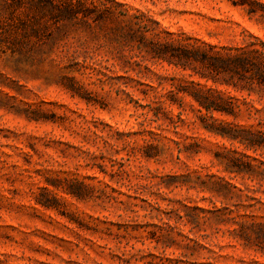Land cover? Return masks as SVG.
<instances>
[{
	"label": "rangeland",
	"instance_id": "rangeland-1",
	"mask_svg": "<svg viewBox=\"0 0 264 264\" xmlns=\"http://www.w3.org/2000/svg\"><path fill=\"white\" fill-rule=\"evenodd\" d=\"M83 1L115 14L51 23L48 39L13 47L0 0V264H264L228 230L264 221V175L217 161L264 169V147L207 131L188 94L238 103L235 117L202 110L216 129L264 131V86L234 88L151 49L264 53V0ZM219 176L235 187H205ZM73 180L79 198L62 189ZM51 195L55 207L39 202Z\"/></svg>",
	"mask_w": 264,
	"mask_h": 264
},
{
	"label": "trees",
	"instance_id": "trees-1",
	"mask_svg": "<svg viewBox=\"0 0 264 264\" xmlns=\"http://www.w3.org/2000/svg\"><path fill=\"white\" fill-rule=\"evenodd\" d=\"M3 7L8 9L10 13L9 22L5 20L4 25H9L6 36L10 44L20 46L29 44L31 39L35 37L37 40L48 39L50 36L48 31L51 23L61 20H81L85 21L88 17L94 15V19L100 17L114 16V10L109 7L102 6L98 9L95 4L87 5L83 0H11L3 2ZM17 8H22V12L16 13ZM16 15V16H14ZM20 22V23H19ZM23 25V31L18 33V24ZM2 25V22H0ZM5 27V26H4ZM50 32V31H49ZM48 36V37H47ZM164 48H170L169 57L179 61H194L202 67H206L216 74H225V81L234 88L239 85L241 87H250L253 84L261 87L264 86V53L255 49H242L232 51H209L200 47H176L172 43L153 42L151 44L152 52L155 55L165 53ZM191 98L198 105L196 116L201 120L202 127L207 131L217 133L228 139L235 140L245 146L264 147V131L249 127L237 126L231 123L220 122V129L214 128L215 120L207 121L208 118L202 113L204 110L208 112H219L222 114H231L233 117L239 112L240 108L231 96L221 97L210 90L194 89L188 92ZM225 158L217 159L222 164L223 169L232 174L246 175L253 180L254 175H264V169L259 165L252 164L248 159H244V155H234L226 153ZM228 157V158H226ZM264 179V176H259ZM224 182V183H222ZM226 184L232 185L226 181L224 177L219 176L218 180L205 187L208 189L218 187L226 188ZM235 187V186H234ZM86 188V184L81 181H69L67 186H62L65 193L79 198L82 195V189ZM56 197L51 195L50 200H40L39 202L46 207H55ZM56 203V202H55ZM237 227L228 229L234 232V237L242 240L245 246L256 245L259 249L264 250V221L255 220H234Z\"/></svg>",
	"mask_w": 264,
	"mask_h": 264
}]
</instances>
